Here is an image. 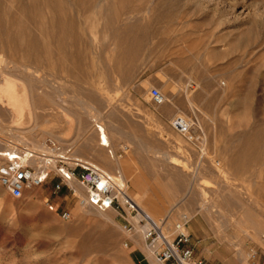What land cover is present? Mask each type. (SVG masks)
I'll list each match as a JSON object with an SVG mask.
<instances>
[{
	"label": "rangeland",
	"instance_id": "374dc122",
	"mask_svg": "<svg viewBox=\"0 0 264 264\" xmlns=\"http://www.w3.org/2000/svg\"><path fill=\"white\" fill-rule=\"evenodd\" d=\"M77 1L65 0L59 17L36 14L35 0H0V18L18 21L0 26V150L56 139L120 169L154 219L192 217L196 251L209 263L251 264L255 250L264 264V0ZM13 34L23 37L18 48ZM16 83L29 104L23 126ZM153 88L165 103H154ZM176 116L206 137L178 134ZM55 183L21 199L0 184V264H161L114 210L83 205Z\"/></svg>",
	"mask_w": 264,
	"mask_h": 264
},
{
	"label": "built area",
	"instance_id": "2783aa9c",
	"mask_svg": "<svg viewBox=\"0 0 264 264\" xmlns=\"http://www.w3.org/2000/svg\"><path fill=\"white\" fill-rule=\"evenodd\" d=\"M151 96L157 105L166 102V97L158 88L151 90ZM171 126L191 142L194 139H204L203 129L195 128L198 125L193 119L176 116L171 121ZM100 136L102 137V130ZM109 154L112 158L122 157V154L117 155L111 148ZM0 157L3 160L0 165V184L13 198H24L31 188L44 186L55 180V192L67 187L83 205L101 211L114 210L122 229L131 237L140 234L147 250L157 262L211 264L196 251L190 231L192 217L182 214L177 220H171L169 216L154 219L129 194L120 169L110 173L77 156L71 147L53 138L46 139L37 147H4L0 150ZM76 186L83 189L84 193L78 194ZM49 209L65 220L71 218L69 211H61L54 204H49ZM257 255V251L251 250V264H256Z\"/></svg>",
	"mask_w": 264,
	"mask_h": 264
},
{
	"label": "bare ground",
	"instance_id": "6f19581e",
	"mask_svg": "<svg viewBox=\"0 0 264 264\" xmlns=\"http://www.w3.org/2000/svg\"><path fill=\"white\" fill-rule=\"evenodd\" d=\"M79 1V0H78ZM78 1H77V6H78ZM64 2H65V0H35V5L33 6V10L35 11V13L36 14H38V13H40L41 11H43V10H46V11H51V12H54L56 15L57 14H59V17H60V15H62L63 14V12H65L64 10ZM76 2V1H75ZM65 5H66V3H65ZM80 5V4H79ZM79 7V6H78ZM81 7V6H80ZM81 8H79V10H80ZM67 10V9H66ZM53 13V14H54ZM66 14V13H65ZM67 15V14H66ZM55 17V16H54ZM67 18V17H66ZM72 20V19H71ZM74 20V19H73ZM70 21V20H69ZM21 22V21H20ZM33 22L37 25V26H41V24H43V23H41L40 21H38L37 20V16L34 18L33 17ZM68 22V21H67ZM72 22V21H71ZM75 21H73V23H74ZM18 23V21H17V18L15 17V16H12L11 17V19L9 20V22H7V23H5L4 21H3V19L2 18H0V26H2L3 27V25H16ZM41 23V24H40ZM66 23V22H65ZM22 24H24V23H22ZM21 24V27L23 26ZM50 24V23H49ZM53 24V23H52ZM59 24H61V25H64V22L63 21H60L59 22ZM19 25V24H18ZM68 25V24H67ZM36 26V27H37ZM42 26H44V25H42ZM4 27H6V26H4ZM27 27V26H26ZM25 27V28H26ZM70 27V26H69ZM38 28V27H37ZM63 28H64V26H63ZM62 27H61V29H63ZM28 29V28H27ZM39 29H41L40 27H39ZM44 29V28H43ZM5 30V29H4ZM13 30V29H12ZM64 30V29H63ZM18 31V30H17ZM20 31H23L22 29L20 30ZM24 32H25V29H24ZM24 32H23V34H24ZM27 32V31H26ZM6 33H7V27H6ZM18 33V32H17ZM17 33H15V34H17ZM20 33V32H19ZM22 33V32H21ZM8 35V34H7ZM18 35V34H17ZM22 35V34H21ZM23 38V37H22ZM22 38H20L19 36H15L14 34H13V36L11 35V36H8V40L9 41H14L13 43V45L15 46L16 45V43L15 42H17V44H18V46H19V44L20 43H18L19 41H22L23 39ZM22 39V40H21ZM11 43V42H10ZM16 48H18L17 47V45H16ZM0 64H1V66L2 67H4V66H6V60L5 59H3V60H1L0 61ZM21 84L22 83H16L15 84V87H16V89H15V98H16V103H17V108H16V111H15V113H16V115H17V117H18V124H20V125H22V123H23V120H24V117H25V120H24V122L25 123H27L29 120H30V116H29V111H28V106H29V104H28V100L25 98V94H26V90L25 89H23L22 88V86H21ZM28 95V94H27ZM23 126V125H22ZM100 129L102 130V137L100 136V145L101 146H110L111 145V143H110V139H109V137L107 136V134H106V132H105V129L102 127V126H100ZM144 241V240H143Z\"/></svg>",
	"mask_w": 264,
	"mask_h": 264
},
{
	"label": "crops",
	"instance_id": "0c3cea01",
	"mask_svg": "<svg viewBox=\"0 0 264 264\" xmlns=\"http://www.w3.org/2000/svg\"><path fill=\"white\" fill-rule=\"evenodd\" d=\"M204 137H206V131H204ZM104 147H106V146H104ZM137 259H138L139 264H143L144 258L141 257L140 259L139 258H137Z\"/></svg>",
	"mask_w": 264,
	"mask_h": 264
}]
</instances>
